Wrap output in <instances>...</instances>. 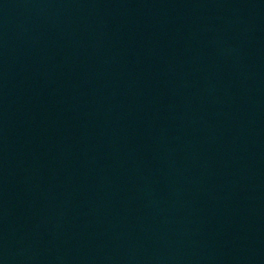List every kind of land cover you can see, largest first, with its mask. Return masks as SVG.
Segmentation results:
<instances>
[{"label":"water","instance_id":"water-1","mask_svg":"<svg viewBox=\"0 0 264 264\" xmlns=\"http://www.w3.org/2000/svg\"><path fill=\"white\" fill-rule=\"evenodd\" d=\"M0 264H264V0H0Z\"/></svg>","mask_w":264,"mask_h":264}]
</instances>
